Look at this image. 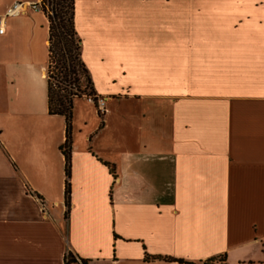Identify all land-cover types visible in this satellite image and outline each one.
Instances as JSON below:
<instances>
[{"label": "crops", "instance_id": "1", "mask_svg": "<svg viewBox=\"0 0 264 264\" xmlns=\"http://www.w3.org/2000/svg\"><path fill=\"white\" fill-rule=\"evenodd\" d=\"M74 12L107 104L74 100L69 208L50 22L30 11L0 34V264H264V0Z\"/></svg>", "mask_w": 264, "mask_h": 264}, {"label": "trees", "instance_id": "2", "mask_svg": "<svg viewBox=\"0 0 264 264\" xmlns=\"http://www.w3.org/2000/svg\"><path fill=\"white\" fill-rule=\"evenodd\" d=\"M52 11L46 14L50 22L49 39V64L47 68L48 82V112L50 115L63 116L66 121V141L60 148L65 157L66 173V205L69 208L71 195V153H72V121L74 100L81 98L80 78L78 77V67L82 69L87 77V83L95 94L93 82L89 72L81 57V39L75 29L74 24V0H51ZM56 3V4H55ZM44 5V12H45ZM57 60L58 72L51 71L52 65ZM67 216V214H66ZM150 259V257H146ZM224 256L220 259L224 260ZM155 260L175 261L161 256L153 257ZM219 258H212L205 264H212ZM76 261L73 256H68L66 264ZM179 262L183 263L182 260Z\"/></svg>", "mask_w": 264, "mask_h": 264}, {"label": "built area", "instance_id": "3", "mask_svg": "<svg viewBox=\"0 0 264 264\" xmlns=\"http://www.w3.org/2000/svg\"><path fill=\"white\" fill-rule=\"evenodd\" d=\"M30 11L43 12L44 7L42 0L33 2H16L10 6L3 16H0V34L5 33L7 19L22 16ZM87 101L94 104L100 113L106 112L107 98L98 95L86 97Z\"/></svg>", "mask_w": 264, "mask_h": 264}, {"label": "rangeland", "instance_id": "4", "mask_svg": "<svg viewBox=\"0 0 264 264\" xmlns=\"http://www.w3.org/2000/svg\"><path fill=\"white\" fill-rule=\"evenodd\" d=\"M43 2V7L45 5V12L44 14H49L51 13L52 11V5H51V0H42ZM56 4V3H55ZM57 60L55 61V63L52 65V68H51V71L53 72H58L59 70V65H57ZM78 69V77L80 78V83H79V86L81 87V95L82 97H90L92 96V92L90 91V88L88 86V83H87V77H86V74H84V72L82 71L81 68H77ZM87 101L85 100H81V101H78L77 102V109L79 111H82L85 109L86 105H87ZM102 114V113H101Z\"/></svg>", "mask_w": 264, "mask_h": 264}]
</instances>
